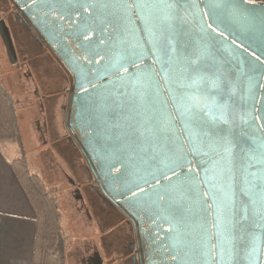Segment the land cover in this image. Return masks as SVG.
I'll return each instance as SVG.
<instances>
[{"label": "water", "instance_id": "obj_1", "mask_svg": "<svg viewBox=\"0 0 264 264\" xmlns=\"http://www.w3.org/2000/svg\"><path fill=\"white\" fill-rule=\"evenodd\" d=\"M11 1L94 181L151 223L140 264H264V0ZM0 37L14 62L1 14Z\"/></svg>", "mask_w": 264, "mask_h": 264}, {"label": "flooded vegetation", "instance_id": "obj_2", "mask_svg": "<svg viewBox=\"0 0 264 264\" xmlns=\"http://www.w3.org/2000/svg\"><path fill=\"white\" fill-rule=\"evenodd\" d=\"M1 1L17 55L12 64L22 91L17 98L32 108L33 132L45 142L51 166L57 168V178L65 186L68 219L81 214L88 230L86 241L71 242L73 252L69 248L65 252V263L74 256L79 264H140L142 253L149 250L151 223L143 216L139 222L132 220L120 200L94 181L81 153L79 135L69 126L68 71L15 3ZM30 55L35 60L32 65Z\"/></svg>", "mask_w": 264, "mask_h": 264}, {"label": "trees", "instance_id": "obj_3", "mask_svg": "<svg viewBox=\"0 0 264 264\" xmlns=\"http://www.w3.org/2000/svg\"><path fill=\"white\" fill-rule=\"evenodd\" d=\"M9 66L2 48L0 70L5 72ZM2 80L0 77V142L12 141L22 147L18 111L26 102L17 98L15 90L4 87ZM12 164L37 213L38 228L32 264H66L64 254L71 242L68 241L67 220L62 214L61 203L57 201L59 195L55 194L57 190L49 188L39 173L31 171L32 167L23 158H15Z\"/></svg>", "mask_w": 264, "mask_h": 264}, {"label": "crops", "instance_id": "obj_4", "mask_svg": "<svg viewBox=\"0 0 264 264\" xmlns=\"http://www.w3.org/2000/svg\"><path fill=\"white\" fill-rule=\"evenodd\" d=\"M0 14L3 17L1 12ZM4 20L6 22L5 18ZM2 48L5 50L7 60L10 63L5 79L9 82L10 77L8 76L15 75L17 81V76L12 66L14 62H10L5 45L0 37V49ZM19 55L21 56L20 52ZM29 61L31 65L35 62L32 55H30ZM18 82L16 83V87H19L14 91L16 95L22 92ZM26 107L30 109L32 140L35 144H43L46 148L45 142H41L40 138L33 132L32 108L26 105L22 106L21 109ZM16 150L17 145L14 148L12 141L0 142V264H32L38 228L36 210L12 164V161L15 159L14 152ZM84 240L86 241V239ZM75 242L81 244L84 241L83 238H80ZM73 247L71 246L68 252L71 250L72 253ZM67 264L79 263L75 262L73 256L72 258L68 257Z\"/></svg>", "mask_w": 264, "mask_h": 264}, {"label": "rangeland", "instance_id": "obj_5", "mask_svg": "<svg viewBox=\"0 0 264 264\" xmlns=\"http://www.w3.org/2000/svg\"><path fill=\"white\" fill-rule=\"evenodd\" d=\"M0 12L2 14L5 13V8L0 0ZM8 69H6L5 72H2L0 70V77L3 79L2 84L4 87H6L9 90H17L19 86L16 87V78L15 75H12L9 82L5 79L7 77ZM30 109L29 107L20 109L18 111V118H19V128L21 133V140H22V147L17 145V150L14 152V157H20L23 158L32 168L31 171L39 173L40 177L45 180V183L50 188L53 187V190H57L55 193L58 194L61 199L58 196L57 201L61 203L60 208L63 210V215L65 219L67 220L68 227V238L70 242H75L80 238L84 239L88 235L87 228L84 227L82 223L81 214L76 215L74 218L71 217L72 220L68 219L67 214L68 211V204L66 201L67 195L64 193L65 186L59 181L58 173L55 171V167L51 166L53 160L50 156L51 154L47 152V149L43 146V144H35L32 140L31 136V128H30ZM10 144V143H8ZM15 143L12 142V146L16 148ZM38 151V152H35ZM35 153V154H34ZM55 157V156H54ZM64 160V159H63ZM25 177V175L23 174ZM51 183V184H49ZM49 184V185H48ZM56 188V189H55ZM79 235V236H77Z\"/></svg>", "mask_w": 264, "mask_h": 264}]
</instances>
